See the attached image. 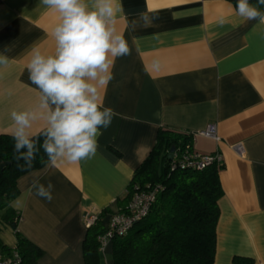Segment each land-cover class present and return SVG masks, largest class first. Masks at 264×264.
Here are the masks:
<instances>
[{
    "label": "crops",
    "instance_id": "crops-1",
    "mask_svg": "<svg viewBox=\"0 0 264 264\" xmlns=\"http://www.w3.org/2000/svg\"><path fill=\"white\" fill-rule=\"evenodd\" d=\"M117 3L116 27L131 53L115 59L113 79L102 90L104 106L116 116L101 129L94 157L48 162L17 179L19 193L10 203L19 214L17 230L43 251L38 264H83V215L100 213L99 225H107L157 130L196 133L215 123L219 141L192 139L197 153L222 158L214 264H264V23L238 16L230 0ZM58 22L42 0H0V54L9 59L0 66V134L12 135V111L38 107L40 91L27 64L33 47L54 50ZM44 126L37 121L30 132ZM36 178L53 184L51 201L30 191ZM0 242L11 248L16 242L1 219ZM102 248L97 264L105 257L113 264L111 241Z\"/></svg>",
    "mask_w": 264,
    "mask_h": 264
},
{
    "label": "clouds",
    "instance_id": "clouds-1",
    "mask_svg": "<svg viewBox=\"0 0 264 264\" xmlns=\"http://www.w3.org/2000/svg\"><path fill=\"white\" fill-rule=\"evenodd\" d=\"M43 5L59 14L52 31L54 50L42 52L33 47L27 64L30 81L40 91L38 107L12 111L14 152L17 160L31 167L42 147L52 166L57 162L77 163L96 155L101 129H107L116 116L111 107L103 104L102 90L113 79L111 69L118 57L131 53L123 33L116 27L117 13L122 6L117 0H42ZM250 0H237L236 14L244 20L264 23V11ZM144 26L152 18L142 13ZM224 21L221 20V23ZM137 21H132L133 29ZM9 59L0 54V66ZM158 68V63L154 64ZM44 122L39 139L30 132L37 121ZM53 184L47 186L39 178L31 190L48 201L52 200ZM104 249L101 248V251ZM107 264V257H105Z\"/></svg>",
    "mask_w": 264,
    "mask_h": 264
},
{
    "label": "trees",
    "instance_id": "trees-1",
    "mask_svg": "<svg viewBox=\"0 0 264 264\" xmlns=\"http://www.w3.org/2000/svg\"><path fill=\"white\" fill-rule=\"evenodd\" d=\"M230 1L235 7L237 0ZM250 3L255 5L257 0ZM259 7L264 11V5ZM41 130L33 135L39 139L38 147L44 139ZM14 144L13 135L0 134V219L12 228L16 240L13 248L0 242V253L3 256L15 253L18 264H38L43 251L19 233L16 228L19 214L10 203L19 193L17 179L49 161L39 147L28 167L23 160L16 159ZM172 145L176 155L169 159L168 150ZM185 146L192 147L191 133L167 128L157 130L155 143L134 170L119 210H124L135 191L157 188L155 199L144 218L124 236L111 239L113 264H214L217 201L222 194L218 171L222 165L212 163L201 170L181 168L178 158ZM103 231L99 220L86 229L82 242L83 264L98 263L97 236ZM235 261L249 263L246 259Z\"/></svg>",
    "mask_w": 264,
    "mask_h": 264
},
{
    "label": "built area",
    "instance_id": "built-area-1",
    "mask_svg": "<svg viewBox=\"0 0 264 264\" xmlns=\"http://www.w3.org/2000/svg\"><path fill=\"white\" fill-rule=\"evenodd\" d=\"M191 133V132H189ZM192 139L196 135L211 138L219 141L215 123H208L203 129L196 133H191ZM176 153L173 155L175 156ZM179 166L181 168H191L201 170L206 166L215 163L221 165L222 158L219 152L209 154H199L192 147L185 146L179 153ZM157 188L148 191H135L131 195L124 210H118L110 214L107 225L102 234L97 236L99 248L110 242L115 236H124L132 226L140 219L144 218L155 199ZM99 220V213L88 211L83 215V224L86 229L94 226ZM19 259L14 253L11 256H3L0 253V264H18Z\"/></svg>",
    "mask_w": 264,
    "mask_h": 264
},
{
    "label": "water",
    "instance_id": "water-1",
    "mask_svg": "<svg viewBox=\"0 0 264 264\" xmlns=\"http://www.w3.org/2000/svg\"><path fill=\"white\" fill-rule=\"evenodd\" d=\"M174 149H175V147H174L173 145L169 148V150H168V158H169V159H171V158L173 157ZM2 165H3V164L1 163V166H2Z\"/></svg>",
    "mask_w": 264,
    "mask_h": 264
}]
</instances>
